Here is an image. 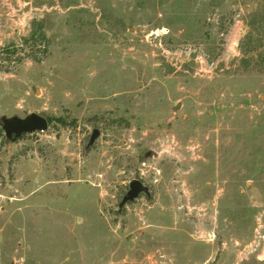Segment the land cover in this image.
<instances>
[{
	"label": "rangeland",
	"instance_id": "1",
	"mask_svg": "<svg viewBox=\"0 0 264 264\" xmlns=\"http://www.w3.org/2000/svg\"><path fill=\"white\" fill-rule=\"evenodd\" d=\"M31 113L64 124L0 120V264H262L264 0H0Z\"/></svg>",
	"mask_w": 264,
	"mask_h": 264
},
{
	"label": "water",
	"instance_id": "2",
	"mask_svg": "<svg viewBox=\"0 0 264 264\" xmlns=\"http://www.w3.org/2000/svg\"><path fill=\"white\" fill-rule=\"evenodd\" d=\"M0 120L2 123L1 126L4 132V136L7 139L19 138L23 133L26 134L35 131H44L48 126L46 117L37 113H31L24 118H20L17 116L7 118L5 116H2ZM98 134L99 131L97 129H94L92 131L88 145L93 143ZM141 192L147 193L148 188L140 180L132 179L129 182V189L123 196L121 204L125 203L126 201L133 200Z\"/></svg>",
	"mask_w": 264,
	"mask_h": 264
},
{
	"label": "trees",
	"instance_id": "3",
	"mask_svg": "<svg viewBox=\"0 0 264 264\" xmlns=\"http://www.w3.org/2000/svg\"><path fill=\"white\" fill-rule=\"evenodd\" d=\"M35 35H39L41 38H43L45 35L43 34V32L41 31V28L38 26L37 28H34L31 30V34L29 36V38L35 37ZM242 61H245L244 58L242 59ZM48 124L52 122V120L54 118L52 117H46ZM54 120H57L59 123L64 124V120L61 118H55ZM25 135V133H23L21 136Z\"/></svg>",
	"mask_w": 264,
	"mask_h": 264
},
{
	"label": "built area",
	"instance_id": "4",
	"mask_svg": "<svg viewBox=\"0 0 264 264\" xmlns=\"http://www.w3.org/2000/svg\"><path fill=\"white\" fill-rule=\"evenodd\" d=\"M239 33V32H238ZM237 42H238V35L237 34H235L234 36H233V38H232V40H230V47H231V49L233 48H235L236 46H237ZM236 54V53H235Z\"/></svg>",
	"mask_w": 264,
	"mask_h": 264
},
{
	"label": "crops",
	"instance_id": "5",
	"mask_svg": "<svg viewBox=\"0 0 264 264\" xmlns=\"http://www.w3.org/2000/svg\"><path fill=\"white\" fill-rule=\"evenodd\" d=\"M257 259L264 264V246L260 249L259 255H257Z\"/></svg>",
	"mask_w": 264,
	"mask_h": 264
}]
</instances>
